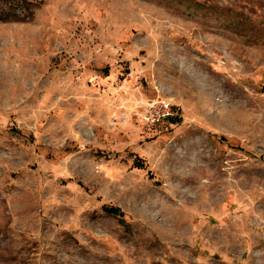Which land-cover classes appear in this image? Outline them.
Instances as JSON below:
<instances>
[{"label": "rangeland", "instance_id": "obj_1", "mask_svg": "<svg viewBox=\"0 0 264 264\" xmlns=\"http://www.w3.org/2000/svg\"><path fill=\"white\" fill-rule=\"evenodd\" d=\"M0 13V264H264V0Z\"/></svg>", "mask_w": 264, "mask_h": 264}, {"label": "built area", "instance_id": "obj_2", "mask_svg": "<svg viewBox=\"0 0 264 264\" xmlns=\"http://www.w3.org/2000/svg\"><path fill=\"white\" fill-rule=\"evenodd\" d=\"M145 107L143 119L148 124L166 120L174 115L172 105L167 99L141 100Z\"/></svg>", "mask_w": 264, "mask_h": 264}, {"label": "trees", "instance_id": "obj_3", "mask_svg": "<svg viewBox=\"0 0 264 264\" xmlns=\"http://www.w3.org/2000/svg\"><path fill=\"white\" fill-rule=\"evenodd\" d=\"M8 20L7 16H4L3 13H0V21Z\"/></svg>", "mask_w": 264, "mask_h": 264}]
</instances>
